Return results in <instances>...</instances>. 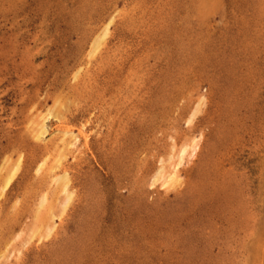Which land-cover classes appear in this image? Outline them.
Returning <instances> with one entry per match:
<instances>
[{
	"label": "rangeland",
	"instance_id": "1",
	"mask_svg": "<svg viewBox=\"0 0 264 264\" xmlns=\"http://www.w3.org/2000/svg\"><path fill=\"white\" fill-rule=\"evenodd\" d=\"M0 264H264V0H0Z\"/></svg>",
	"mask_w": 264,
	"mask_h": 264
},
{
	"label": "bare ground",
	"instance_id": "2",
	"mask_svg": "<svg viewBox=\"0 0 264 264\" xmlns=\"http://www.w3.org/2000/svg\"><path fill=\"white\" fill-rule=\"evenodd\" d=\"M110 24V23H109ZM109 24L106 26V28L104 29V32L105 33H107L108 32V26H109ZM96 45L97 44H99V41L97 42V43H95ZM46 134V130H45V128H44V126L42 125L41 126V128H40V132H39V134L37 135V138L38 139H40L41 137H43L44 135ZM74 140H75V142H77V138L75 137L74 138ZM184 152H186V149H184L183 150V153ZM182 161H183V154L181 155V159L175 164V167H174V169H173V171H172V173H170V176L169 177H167V175H166V179L164 180V182H163V185L164 186H170L172 183H173V181H174V179H175V177H176V170H177V167L179 166V165H181V163H182ZM170 169V168H169ZM170 171V170H169ZM63 177V176H62ZM64 177H65V175H64ZM63 177V178H64ZM68 177V176H67ZM65 178L64 179V182L66 183L65 184V186H64V190L66 191L67 190V187H69L68 186V178ZM13 178V176L11 177V179ZM11 179H8L7 180V182H6V185H5V187H4V189L8 186V184H9V182L11 181ZM45 201H46V199H44L43 201H41V203L42 204H44L45 203ZM65 206V205H64ZM52 207V206H51ZM46 208V207H45ZM53 211V210H52ZM53 216V215H52ZM38 219H39V223H40V225H41V227H43V226H46V227H48V223H49V221H50V219L48 218V212H46V213H44V214H41L40 215V217H38ZM41 227H38L39 229L37 230V232H39L40 230H41ZM46 229V228H45ZM43 231V230H42ZM42 236V235H41Z\"/></svg>",
	"mask_w": 264,
	"mask_h": 264
}]
</instances>
